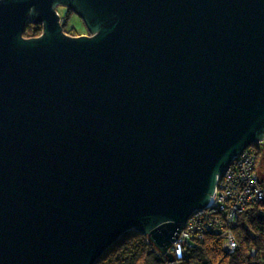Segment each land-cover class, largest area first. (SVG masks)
<instances>
[{"label":"water","instance_id":"1","mask_svg":"<svg viewBox=\"0 0 264 264\" xmlns=\"http://www.w3.org/2000/svg\"><path fill=\"white\" fill-rule=\"evenodd\" d=\"M263 138L264 0H0V264H95L128 231L174 264Z\"/></svg>","mask_w":264,"mask_h":264},{"label":"trees","instance_id":"2","mask_svg":"<svg viewBox=\"0 0 264 264\" xmlns=\"http://www.w3.org/2000/svg\"><path fill=\"white\" fill-rule=\"evenodd\" d=\"M61 8L59 15L63 32L77 36L81 33L69 25L74 12L66 7ZM80 19V18H79ZM81 20V19H80ZM85 30L86 27L82 22ZM41 34V25L27 24L23 30L24 38L38 37ZM259 150L256 167L260 161ZM264 155V154H263ZM262 155V156H263ZM264 185V179L259 174ZM237 242L233 253H226L221 246L217 235H206L202 240L191 239L184 244V256L174 259V264H264V201L253 202L246 206L240 214L237 226L233 229ZM148 236L128 231L114 242L99 257L95 264H168L166 257L151 249L152 243L147 242ZM251 251L254 254H251Z\"/></svg>","mask_w":264,"mask_h":264},{"label":"built area","instance_id":"3","mask_svg":"<svg viewBox=\"0 0 264 264\" xmlns=\"http://www.w3.org/2000/svg\"><path fill=\"white\" fill-rule=\"evenodd\" d=\"M259 150H264V138L256 145L245 148L218 177L207 207L190 214L178 237L170 242L168 251L174 259L184 256V244L188 240H202L206 234L217 235L226 253L235 251L237 242L233 229L237 226L239 215L248 204L264 201V185L255 171ZM146 241L152 243L153 251L160 252L149 238ZM251 254L254 252L251 251Z\"/></svg>","mask_w":264,"mask_h":264},{"label":"rangeland","instance_id":"4","mask_svg":"<svg viewBox=\"0 0 264 264\" xmlns=\"http://www.w3.org/2000/svg\"><path fill=\"white\" fill-rule=\"evenodd\" d=\"M58 10H59V12H61V8H58ZM69 25L70 26H74L79 31V33H84V31H87V30H85V28H84V26L82 24V21L77 16H72L70 18ZM263 154L262 153L260 154V158H259L260 161H259V165L257 166V173L260 174L263 177V179H264V155ZM206 235H209V234H206Z\"/></svg>","mask_w":264,"mask_h":264},{"label":"flooded vegetation","instance_id":"5","mask_svg":"<svg viewBox=\"0 0 264 264\" xmlns=\"http://www.w3.org/2000/svg\"><path fill=\"white\" fill-rule=\"evenodd\" d=\"M84 34H88V32L87 31H84V33H81L80 35H84Z\"/></svg>","mask_w":264,"mask_h":264},{"label":"clouds","instance_id":"6","mask_svg":"<svg viewBox=\"0 0 264 264\" xmlns=\"http://www.w3.org/2000/svg\"><path fill=\"white\" fill-rule=\"evenodd\" d=\"M78 36V35H77ZM169 252V251H168Z\"/></svg>","mask_w":264,"mask_h":264}]
</instances>
